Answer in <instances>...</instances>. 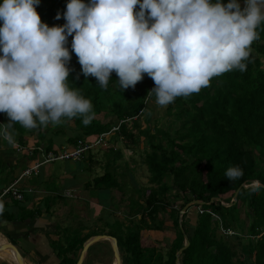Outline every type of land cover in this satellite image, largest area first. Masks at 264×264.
<instances>
[{
    "label": "trees",
    "instance_id": "16d2710c",
    "mask_svg": "<svg viewBox=\"0 0 264 264\" xmlns=\"http://www.w3.org/2000/svg\"><path fill=\"white\" fill-rule=\"evenodd\" d=\"M40 2L45 5L43 9L40 8L43 23L50 27L66 23L63 13L69 0ZM83 2L88 3V0ZM221 2L227 4L228 0ZM134 10L139 11V4ZM58 12L61 14L59 20L55 18ZM257 32L259 39L252 44L257 55L251 53V63H248L246 72L241 73L234 69L219 77H213L209 87L202 88L199 93H193L190 97H177L169 104L170 109L179 108L177 113L171 114L180 121V126L173 132L174 135L166 128L154 129V132L150 120L146 129L139 128L138 119L149 107L147 99L155 100V95L147 97L148 92L155 87L147 74H143L142 81L138 82L134 89L129 87L122 90L118 85V77L113 72L107 89H102L96 84L94 77H88L86 80L82 74L78 58L71 49L74 33L67 38L66 47L69 49L71 60L67 65L70 73L66 83L71 89H79L80 94L91 101L94 118L90 124L85 125L79 117H62L60 124L50 123L47 127L39 126L31 130H26L17 123L13 129L14 141L27 150L17 147L12 149L28 159L38 160L42 159V150L45 154L59 152L67 142L73 145H78L80 141L93 143L101 134L113 131L118 132V135L122 132L126 137L132 138L137 132L138 137L132 138L133 143L137 144L142 138H148L144 153L149 171L152 174L154 171L164 173V179L159 181L152 177L151 180L157 182L158 187L141 189L147 193L144 203L135 196L130 197L131 213L141 215L139 224L126 225L116 220L110 224L113 229L108 233L97 230L85 233L83 225L77 229L72 228V234L65 236L64 243L60 227L57 231L58 238L52 240L60 264H76L85 241L97 234H109L118 239L120 249L124 253V264H177L176 253L184 245L186 231V228L179 224L178 216L174 218L177 236L166 246L165 253L156 247L145 245L141 235L143 229L152 226L154 229L164 228V220L160 219L156 226L154 223L150 225L149 220L154 222L160 212L167 210L170 201L165 198V192L169 189H175V198L184 197L187 203L194 199L205 201L200 205L203 212L199 214L195 225L187 227L190 244L183 250L182 264H264V187H243V183L256 180L264 184V68L261 62V56H264V22L257 27ZM100 112H108L112 117L104 121L105 115L99 116ZM1 119L8 121L4 113H0ZM71 122L74 123V131L69 130L71 128L68 124ZM114 127L117 129L113 130ZM59 134H66L67 139L56 144L54 136ZM31 147L34 148L33 154L29 152ZM90 151L91 148L84 153L82 159L99 164L101 161L96 159L92 152L89 154ZM104 156V163L115 164L93 182L86 183V187L104 190L103 196H108L109 190L110 200L113 201L114 189L126 194L125 185L119 177L121 170L118 169L121 166L116 165L123 153L122 150H117L112 155L106 151ZM230 166H239L242 173L234 181H229L224 176L225 170ZM167 179L172 183L169 184ZM240 187L237 200L231 206L222 203L225 195H230L225 198V201L229 202ZM218 196L222 201L209 204L212 197ZM185 205H181L182 209ZM170 206L175 207L174 203ZM25 209L20 205L19 217L35 214V210L26 212ZM245 211L247 215L243 216ZM213 213L223 218L225 228L232 226L242 230V219L249 220V239H246L243 245L240 244L242 256L239 257L238 251L227 241L216 237L215 229L211 227ZM5 216L8 215L0 214V217ZM9 217L16 218L15 215ZM185 218L186 215L183 216V222ZM186 225L188 226V223ZM252 235H258V238L252 239ZM102 244L104 243L99 242L92 245L88 253H93Z\"/></svg>",
    "mask_w": 264,
    "mask_h": 264
},
{
    "label": "clouds",
    "instance_id": "9594fccd",
    "mask_svg": "<svg viewBox=\"0 0 264 264\" xmlns=\"http://www.w3.org/2000/svg\"><path fill=\"white\" fill-rule=\"evenodd\" d=\"M39 4L0 3V113L8 117L0 136L10 145L17 123L31 130L60 124L62 117H79L85 125L94 118L91 101L66 83V44L73 33L71 49L86 80L94 77L107 89L115 72L126 90L147 74L155 85L147 97L155 95L156 105L167 107L209 87L213 77L246 72L264 22V0H69L66 23L50 27L36 11ZM241 174L239 166H230L224 176L234 181Z\"/></svg>",
    "mask_w": 264,
    "mask_h": 264
},
{
    "label": "rangeland",
    "instance_id": "374dc122",
    "mask_svg": "<svg viewBox=\"0 0 264 264\" xmlns=\"http://www.w3.org/2000/svg\"><path fill=\"white\" fill-rule=\"evenodd\" d=\"M240 3L243 4L244 0H240ZM44 6L45 5L41 2L38 6H36L37 7L36 11L39 15L41 13L40 8L43 9ZM0 26H2V22H0ZM251 48H252V53H254V47L252 45H251ZM0 55H2V53H0ZM254 55H257V54L254 53ZM261 62H262V67L264 68V56L263 55L261 56ZM147 103L149 107L146 108V110L140 115L138 119L139 128L146 129V127L148 126V120H150V124L154 132L155 130H158V128L160 129L166 128L172 132V135H174L173 132L177 130L178 127L180 126V121L177 120L176 118H173L171 114L177 113L179 108L176 107V108L170 109L169 105L167 107L157 106L155 103V100L151 98L147 99ZM169 109L171 111H169ZM102 114L105 115L103 116L104 121H108L112 117L111 115L108 114V112H100L99 116H102ZM7 122L8 121L5 119L0 120V124H6ZM154 125H156V127H154ZM68 127L71 128L69 130L74 131L73 130L74 128H72L74 127L73 122L68 124ZM130 127H131V124L129 125V128ZM11 131H13V129ZM134 135L138 137L137 132H135ZM132 138L126 137L125 134L122 132L119 135H118V132H115V131L109 132L108 134L104 136V139L100 144L94 145L91 148V151L88 152L89 154L91 152L95 154L96 159L101 161L99 164L98 163L94 164V162L91 163L90 160H87V159H82V161L79 162L77 165L75 164V167L85 168L84 164H86V167H87L85 168L84 171H80L74 174V176L76 177V183L77 184L80 183V186H82L83 188L81 192L84 193V188H87L86 182L87 183L89 181L93 182L95 178L109 171V169L115 164V163H112V165H109L107 164V162L104 163L105 152L107 151L108 153L113 155L117 150H122L123 156L119 160L116 161V165L121 166L119 167L120 169H118V170H121V175L119 177H120L122 184L125 185L126 194H124L118 189H114L113 194H112L113 201L110 200L111 198H110L109 190H108L107 198H104L103 196L104 190H100L98 192L94 191V193L98 195L97 197H93L94 194L93 195L90 194L92 197L89 195V198L88 197L74 198L72 196V199H71L72 213H68V208H66L65 211H67V213L65 214V216H63V219L61 221L58 220L59 223H61L60 226L62 230V242L63 243L65 241V236L67 235L70 236L72 234V231H73L72 228L77 229V228L82 227L83 225H85V227H83L85 233L88 231L92 232L93 230H97V232H107L108 233L109 230L113 229V227L110 224L112 222H115L116 220L122 221L126 225H136L140 223L139 220L141 219V215L140 214L134 215L135 213L133 212L131 213L129 199L131 196H135L136 198L140 200V202L144 203V200L147 197V193L141 189H144L145 187L157 188L158 183L153 182L151 179L153 177L155 178V180L161 181L164 179V173L159 172V171H154L152 174L149 171L147 164L145 163L146 153H144V149L146 147V143L148 142V138L147 139L142 138V140L139 141L137 144L133 143ZM3 139H4L3 136H0V150H4V149L7 150L8 146H6V144L3 143ZM66 139H67L66 134H59L57 136H54V140L56 141V144H60L59 143L60 141L65 142ZM163 141L166 142V139L163 138ZM6 143L8 142L6 141ZM74 145L67 142L63 146L68 147V146H74ZM111 147H114V148L110 149ZM16 153H17L18 158L22 156L18 152ZM5 156H6L5 154L3 155L0 152L1 158H5L4 160H10L9 159L10 157L7 158ZM48 164H53L55 166L62 165L64 167L73 166L72 162H69V160H64V161L58 160V161L50 162ZM46 166H49V165L46 164L45 167ZM77 171H79V169H77ZM34 179H36V177L31 176L30 178L31 182L34 183L35 182ZM167 181L169 184L172 183L170 179H167ZM244 188H249V187L244 186ZM60 189H62V187ZM175 193H176L175 189H169L165 192V198L168 199V201H170V204L167 206V210L165 212H160L157 215V219H155L154 222L149 220L150 225L155 224V226L158 224L160 219L164 220V228L154 229V226H152L150 228L143 229L141 232L142 239L145 245L156 247L157 249H160V251L164 253L166 252V246L170 245L171 242H173V240L177 236L176 224L174 223V218L178 216L179 224H180V216L186 215L187 219L185 218L184 222L183 221L181 222L183 223V225L181 226L185 227L186 228L185 230L188 231L187 229L195 225L199 214L203 212V209L200 205L193 204V206L188 208L186 212L182 214L181 205H185L187 201H186V198L184 197L175 198ZM61 194L65 196L69 195L68 193H64V192ZM224 197L227 199V197H230V195H225ZM225 198H224V203L226 206H231L232 203L235 201L234 196L230 198L228 203H226ZM174 200L175 202H173ZM109 201L113 203L111 204ZM216 201L219 202V200H216ZM61 202L70 203V199H65L64 201H61ZM173 203L175 205L174 208L170 206ZM53 207L55 208V206ZM246 215H247V211H245V214H243V216H246ZM146 219L148 220V218ZM63 220L72 221L71 223L72 227L68 229L67 228L64 229L63 226H65V223L63 222ZM247 221L242 219V222H243L242 230L243 231L241 229H236V227L234 228L232 226L225 228L223 218L220 217L219 214L213 213V221H212L211 227L215 229L216 237L223 241H227L234 250L238 251L239 257L242 256V250L240 248V244L243 245L246 239H249L248 238L249 237V230H248L249 220L247 219ZM186 223H188V226L186 225ZM186 231H185V235L188 236ZM185 235H184V243H185ZM251 237L252 239L256 240V238H258V235L257 236L252 235ZM99 242H103L104 244L100 245L99 248L93 253H88L86 255V258L84 259L83 264H114V251L112 249L111 241L106 240V241H99ZM120 251H121L120 253H121L122 264H124V253L122 252L121 249ZM22 255L24 256V258L26 257L25 254L22 253Z\"/></svg>",
    "mask_w": 264,
    "mask_h": 264
},
{
    "label": "crops",
    "instance_id": "0c3cea01",
    "mask_svg": "<svg viewBox=\"0 0 264 264\" xmlns=\"http://www.w3.org/2000/svg\"><path fill=\"white\" fill-rule=\"evenodd\" d=\"M3 143L8 146V149L0 150V152L5 154V157H10V160L0 157V160L6 161L0 162V203L4 205L3 214L8 215L0 217V243L7 249V253L11 252L9 242L14 243L21 253L26 255L25 259L28 264H60L52 246V240L59 236L57 232L61 227L59 221L67 213L66 208H68V213H72V196L74 198H89L90 194H94L93 197L98 196L94 193V191L98 192L97 189L84 188L83 193L80 183H76L74 174L84 171L87 168L86 164H84L85 168L75 167V164L77 165L81 161L72 159L69 161L72 162V167L55 166L48 163L46 164L49 166L42 165L39 172L23 176L18 181L16 188L24 195L22 200H18L11 193L3 196L2 192L20 177L23 170L32 164V160L24 156L18 158L16 151L12 149L15 148V145L6 143L5 139H3ZM31 176L36 177L34 183L30 180ZM61 187L62 189H60ZM63 192L69 195L60 194ZM104 198H107V195ZM65 199H70V203L61 202ZM219 201H222V198ZM19 202L20 204H18ZM222 203L225 204L224 201ZM20 205L26 208V212L31 209L35 210V214L24 218L19 217ZM12 215H15L16 218L9 217ZM63 222L65 223L64 229L72 227V221L63 220ZM0 264L11 263L0 257Z\"/></svg>",
    "mask_w": 264,
    "mask_h": 264
},
{
    "label": "built area",
    "instance_id": "2783aa9c",
    "mask_svg": "<svg viewBox=\"0 0 264 264\" xmlns=\"http://www.w3.org/2000/svg\"><path fill=\"white\" fill-rule=\"evenodd\" d=\"M117 127H114L113 130H116ZM108 134V133H103L101 134V136L99 137V139L93 143H83L82 141L79 142L78 145H74V146H63L61 150H59V152H49L48 154H45V152L40 153L42 159H38V160H34V162L29 165L27 168H25L22 172V176H27V175H31L33 173H37L39 172V169L42 165L46 164V163H50V162H54L57 160H64V159H74V160H80L83 158L84 153L92 148L94 145L100 144L103 139L104 136ZM14 145L15 147H17L18 149H22V146H19V144H17L16 141H14ZM25 150H27V148H23ZM42 149V148H40ZM34 148H29V152L30 154H33ZM20 177V178H21ZM17 179L15 180L10 186H8L4 191H3V195L7 194V193H11L14 195L15 198L17 199H22L23 195L21 192H19V190L16 188V185L18 183V181L20 180Z\"/></svg>",
    "mask_w": 264,
    "mask_h": 264
},
{
    "label": "water",
    "instance_id": "95a60500",
    "mask_svg": "<svg viewBox=\"0 0 264 264\" xmlns=\"http://www.w3.org/2000/svg\"><path fill=\"white\" fill-rule=\"evenodd\" d=\"M257 183H252V182H249V183H243V187L247 186V187H253V186H261V187H264V184L259 181V180H256ZM240 190H241V187L238 188L234 194V200L236 201L237 200V197L240 193ZM215 199L217 200H221V197L218 196V197H212V199L210 200L209 204L212 203ZM205 201L204 200H201V199H194L190 202H188L182 209V214L184 212H186V210L192 206L193 204H204ZM183 221V216H180V224L182 225V222ZM111 241V245H112V249L114 251V258L115 259H120L121 260V264H122V259H121V251H120V247H119V243H118V239L112 235H109V234H98V235H94V236H91L90 238H88L85 243H84V246H83V249L81 251V254H80V257L77 261L76 264H83L84 263V259L86 258V255L88 254V251H89V248L94 245L95 243L99 242V241ZM11 247V251L14 253V255H17L21 261V264H27L26 262V259L24 258V256L22 255L21 251L16 247V245L12 242H9ZM190 244V240L188 238L187 235H185V243L184 245L177 251L176 253V263L177 264H182L181 262V256H182V253H183V250ZM1 245V244H0Z\"/></svg>",
    "mask_w": 264,
    "mask_h": 264
},
{
    "label": "bare ground",
    "instance_id": "6f19581e",
    "mask_svg": "<svg viewBox=\"0 0 264 264\" xmlns=\"http://www.w3.org/2000/svg\"><path fill=\"white\" fill-rule=\"evenodd\" d=\"M251 182L257 183L256 181H251ZM7 252H8L7 249L1 244L0 245V257L7 259L11 264H21V261L17 255H14V253L12 251L10 253H7ZM119 261H120V263H119ZM27 264H28V262H27ZM114 264H121V260L114 258Z\"/></svg>",
    "mask_w": 264,
    "mask_h": 264
}]
</instances>
